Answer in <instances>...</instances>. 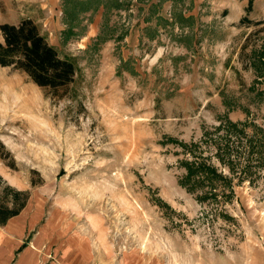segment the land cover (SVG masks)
Segmentation results:
<instances>
[{
  "label": "rangeland",
  "instance_id": "1",
  "mask_svg": "<svg viewBox=\"0 0 264 264\" xmlns=\"http://www.w3.org/2000/svg\"><path fill=\"white\" fill-rule=\"evenodd\" d=\"M21 18L75 75L57 100L0 67V176L29 191L9 264H264V169L223 205L234 221L177 182L179 144L211 155L223 117L264 131V0H0V25Z\"/></svg>",
  "mask_w": 264,
  "mask_h": 264
},
{
  "label": "trees",
  "instance_id": "2",
  "mask_svg": "<svg viewBox=\"0 0 264 264\" xmlns=\"http://www.w3.org/2000/svg\"><path fill=\"white\" fill-rule=\"evenodd\" d=\"M250 7L249 1L245 12H249ZM240 22L254 27L262 24L261 21L250 22L246 16ZM257 31L264 29L261 27ZM0 67L22 72L44 92V96L48 94L57 100L68 96L75 75L72 60L60 57L28 18H21L15 24L0 25ZM203 137L200 142L211 147V155H203L199 143L179 144L184 158L177 161L183 170L178 185L193 196L197 204L210 208V213H205L206 220L214 217L225 222L234 221L222 207L235 197V185L245 181L252 185L259 179L264 169V131L252 122L235 123L225 116L212 133H204ZM5 165L12 168L11 164ZM30 186L34 187L33 181ZM28 198V190H18L0 176V227L21 213ZM153 204L176 224L170 216L173 214L171 208L158 198ZM216 206L219 208L215 209ZM24 247L25 244H21L16 252Z\"/></svg>",
  "mask_w": 264,
  "mask_h": 264
},
{
  "label": "crops",
  "instance_id": "3",
  "mask_svg": "<svg viewBox=\"0 0 264 264\" xmlns=\"http://www.w3.org/2000/svg\"><path fill=\"white\" fill-rule=\"evenodd\" d=\"M20 216H21V213L18 216L10 219L3 227H0V239H1L0 245H3V241H2L3 237H7L8 238V236L5 235V231H7V227L14 226L15 222L17 223V221L21 220ZM18 229L22 230L23 229V225L20 224ZM0 264H9L8 252L7 251H3V249L0 250Z\"/></svg>",
  "mask_w": 264,
  "mask_h": 264
},
{
  "label": "bare ground",
  "instance_id": "4",
  "mask_svg": "<svg viewBox=\"0 0 264 264\" xmlns=\"http://www.w3.org/2000/svg\"><path fill=\"white\" fill-rule=\"evenodd\" d=\"M22 85V84H21ZM17 86V90L19 91V93H20V96H18L19 98L20 97H22L25 93L26 94H30L33 90L30 88V87H28V88H21V86H18V85H16ZM14 91V90H13ZM3 93V92H2ZM34 96V95H33ZM3 97V96H2ZM35 98H36V96H35ZM24 99V98H23Z\"/></svg>",
  "mask_w": 264,
  "mask_h": 264
}]
</instances>
